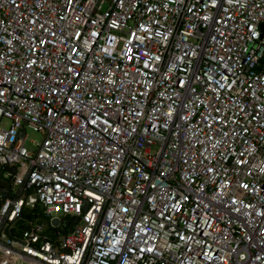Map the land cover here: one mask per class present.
I'll use <instances>...</instances> for the list:
<instances>
[{"label":"built area","instance_id":"built-area-1","mask_svg":"<svg viewBox=\"0 0 264 264\" xmlns=\"http://www.w3.org/2000/svg\"><path fill=\"white\" fill-rule=\"evenodd\" d=\"M3 118L0 264H264V0H0Z\"/></svg>","mask_w":264,"mask_h":264},{"label":"rangeland","instance_id":"rangeland-1","mask_svg":"<svg viewBox=\"0 0 264 264\" xmlns=\"http://www.w3.org/2000/svg\"><path fill=\"white\" fill-rule=\"evenodd\" d=\"M9 123L10 122L8 119L3 118L0 121V126H2L3 128H7ZM23 131H24V140H23L24 146L30 150H34L35 146L32 144L31 141L38 142L41 139V134L37 130L26 125L23 126ZM54 214L59 215L58 212H54ZM42 223H43V227L47 226V223L45 221H43Z\"/></svg>","mask_w":264,"mask_h":264},{"label":"water","instance_id":"water-1","mask_svg":"<svg viewBox=\"0 0 264 264\" xmlns=\"http://www.w3.org/2000/svg\"><path fill=\"white\" fill-rule=\"evenodd\" d=\"M21 135H22V133H21ZM7 169L10 170V171L13 170V168H11V167H10V168L7 167ZM6 191H7V188H5V189L2 191V194H5ZM52 222L54 223V222H55V219H54Z\"/></svg>","mask_w":264,"mask_h":264}]
</instances>
